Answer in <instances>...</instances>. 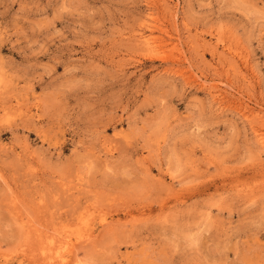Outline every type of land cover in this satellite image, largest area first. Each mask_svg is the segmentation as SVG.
Listing matches in <instances>:
<instances>
[{"label":"rangeland","instance_id":"rangeland-1","mask_svg":"<svg viewBox=\"0 0 264 264\" xmlns=\"http://www.w3.org/2000/svg\"><path fill=\"white\" fill-rule=\"evenodd\" d=\"M0 264H264V0H0Z\"/></svg>","mask_w":264,"mask_h":264},{"label":"bare ground","instance_id":"bare-ground-1","mask_svg":"<svg viewBox=\"0 0 264 264\" xmlns=\"http://www.w3.org/2000/svg\"><path fill=\"white\" fill-rule=\"evenodd\" d=\"M150 21V20H149ZM144 26V25H143ZM150 26V24H149ZM144 32V31H143ZM141 37H144V36H141ZM144 41L143 43L144 44H147L149 47H154L155 46V40H153V38H143ZM148 47V48H149ZM53 244V243H52ZM65 244V243H64ZM55 245V244H54ZM54 254V253H53ZM60 255V254H59ZM56 259V258H55Z\"/></svg>","mask_w":264,"mask_h":264}]
</instances>
